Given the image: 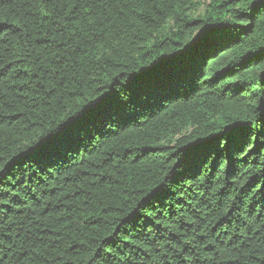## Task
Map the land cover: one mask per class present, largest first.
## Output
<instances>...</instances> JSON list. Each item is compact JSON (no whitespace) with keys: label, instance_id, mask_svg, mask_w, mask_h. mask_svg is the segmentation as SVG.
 Here are the masks:
<instances>
[{"label":"trees","instance_id":"16d2710c","mask_svg":"<svg viewBox=\"0 0 264 264\" xmlns=\"http://www.w3.org/2000/svg\"><path fill=\"white\" fill-rule=\"evenodd\" d=\"M0 264H264V0H0Z\"/></svg>","mask_w":264,"mask_h":264},{"label":"rangeland","instance_id":"374dc122","mask_svg":"<svg viewBox=\"0 0 264 264\" xmlns=\"http://www.w3.org/2000/svg\"><path fill=\"white\" fill-rule=\"evenodd\" d=\"M221 54H222V53H220V54H219V56H220ZM215 59H216V57H215V58H213V59H211V61H214Z\"/></svg>","mask_w":264,"mask_h":264}]
</instances>
